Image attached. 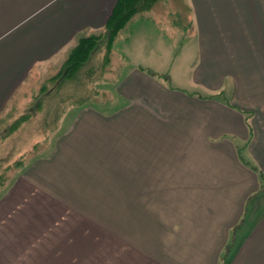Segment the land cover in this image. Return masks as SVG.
I'll list each match as a JSON object with an SVG mask.
<instances>
[{"label":"crops","instance_id":"0c3cea01","mask_svg":"<svg viewBox=\"0 0 264 264\" xmlns=\"http://www.w3.org/2000/svg\"><path fill=\"white\" fill-rule=\"evenodd\" d=\"M116 1L0 0V122ZM121 41L123 104L21 154L0 264H264V0H160Z\"/></svg>","mask_w":264,"mask_h":264},{"label":"rangeland","instance_id":"374dc122","mask_svg":"<svg viewBox=\"0 0 264 264\" xmlns=\"http://www.w3.org/2000/svg\"><path fill=\"white\" fill-rule=\"evenodd\" d=\"M101 31L93 33L99 35L102 34ZM130 32L129 27V30L119 36L110 53V61L107 62L105 59L107 49L102 44L94 53L91 63L73 79L62 80L61 77H55L66 61L65 56H68L73 47L57 59L59 61L63 57L61 61L47 62L44 63L45 68L34 69L35 72H32L27 85L31 86L28 94L19 102H14V109L7 112L3 121L0 122L3 123L0 125V134L5 131L10 134L8 141L0 139V196L19 171V165L22 164L21 154L29 149L28 157L25 158L27 160L48 152L52 146L50 141L55 135L56 125L68 116L70 118L71 115L77 114L76 107L94 105L102 108L100 106L123 104L119 86L122 82L120 79L123 69L129 60L126 63L125 57L119 54L118 44L123 42L121 40L126 38ZM88 33L86 30L78 33L77 39L89 35ZM186 45L185 41V47ZM188 69L191 72V68L188 67ZM59 108H64V111L62 112ZM69 108L71 109L68 110ZM15 122L18 125H15ZM13 125H15L14 128Z\"/></svg>","mask_w":264,"mask_h":264},{"label":"trees","instance_id":"16d2710c","mask_svg":"<svg viewBox=\"0 0 264 264\" xmlns=\"http://www.w3.org/2000/svg\"><path fill=\"white\" fill-rule=\"evenodd\" d=\"M158 1L160 0H117L103 26L102 34L92 33L79 37L61 71L55 77L70 80L78 76L91 63L94 53L102 44L107 49L105 59L107 62L110 61V53L119 36L129 30L135 19L150 10ZM16 123L14 124L18 125ZM15 125H13V128ZM227 255L223 257V261L226 260Z\"/></svg>","mask_w":264,"mask_h":264}]
</instances>
